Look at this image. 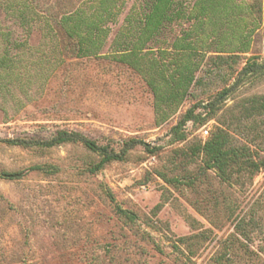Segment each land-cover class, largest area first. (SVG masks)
<instances>
[{
    "label": "rangeland",
    "instance_id": "1",
    "mask_svg": "<svg viewBox=\"0 0 264 264\" xmlns=\"http://www.w3.org/2000/svg\"><path fill=\"white\" fill-rule=\"evenodd\" d=\"M152 1L0 0V264H264V169L226 184L192 155L229 125L234 147L264 158V112L242 114L264 100V77L229 94L217 119L187 123L185 140L173 130L234 82L217 57L264 62V0H185L186 15L127 57ZM183 39L200 83L179 102L163 76L184 65ZM59 131L116 152L134 146L92 174L101 157L81 143H7Z\"/></svg>",
    "mask_w": 264,
    "mask_h": 264
},
{
    "label": "trees",
    "instance_id": "2",
    "mask_svg": "<svg viewBox=\"0 0 264 264\" xmlns=\"http://www.w3.org/2000/svg\"><path fill=\"white\" fill-rule=\"evenodd\" d=\"M177 2V0H153L148 5L150 10L145 16V36H141L139 43L133 45L132 48L127 51V57L136 55L141 56L144 47L150 42L149 40L153 39L154 36L160 32L164 23L181 19L186 15L187 2L185 0H179V8L175 10L174 7ZM200 3L202 4V1ZM209 3L212 4V0ZM215 5L217 8L219 3L216 2ZM176 45L179 58L185 60V63L181 65L182 67L179 66L178 71L177 69L174 70L171 73L172 75L167 77L163 76V81L167 85L169 98L172 100H179L180 102L188 96L191 87L194 85L197 86L200 81L195 78L197 67H195L194 61H192L196 50L186 39L180 40ZM217 59L220 60L218 64H221L223 67H229L231 72L230 75L231 77L235 76V80L230 87L221 90L215 98L207 104L203 105L204 103H201L200 105H194L186 112L179 124L173 129L175 134L179 136V141L185 140L183 129L187 123L193 122L195 125L203 126L211 120L217 119L218 113L222 110V104L229 94L248 82H253L264 77V62H259L254 56L247 57L244 63L239 62L238 55L219 56ZM242 64L243 66L238 70L239 65ZM157 67L162 71L165 66L159 63ZM153 80H150L149 85L156 91L160 84L158 85V83ZM200 106L208 112L205 117H203L202 113H197ZM261 112H264V100L259 101L256 99L253 100L249 108L243 110L242 114L247 118L252 114H260ZM227 127H229V125L226 127L217 126L216 130L207 137L205 141L199 143V145L192 150V155L194 157H201L203 168L207 171H213L221 182L231 184L233 181L237 180L241 174L248 172L251 176H254L264 169V158L258 157V154L253 153L248 146L242 148L234 147L230 143ZM7 143L10 145L25 147L38 146L43 148H52L67 143H81L88 150L99 154L101 157L100 161L90 168L92 174L101 171L108 163L124 160L128 151L134 146L130 145V143H126L120 152H116L107 146H99L80 134L67 131H59L49 141L30 142L26 140H9ZM142 144L150 153L154 152L150 151L148 145ZM118 212L128 219L134 220L133 215L129 212L121 209H118ZM236 234L238 236H244L241 224L237 226ZM249 257L251 256L249 255Z\"/></svg>",
    "mask_w": 264,
    "mask_h": 264
},
{
    "label": "crops",
    "instance_id": "3",
    "mask_svg": "<svg viewBox=\"0 0 264 264\" xmlns=\"http://www.w3.org/2000/svg\"><path fill=\"white\" fill-rule=\"evenodd\" d=\"M69 34L76 36L77 38H81L83 31H81V29H79L78 27L75 28H71V26H69V30H68ZM82 40V39H81ZM83 41V40H82ZM83 43V42H82ZM85 44V43H84ZM86 45V44H85ZM81 51V48H79V52Z\"/></svg>",
    "mask_w": 264,
    "mask_h": 264
},
{
    "label": "built area",
    "instance_id": "4",
    "mask_svg": "<svg viewBox=\"0 0 264 264\" xmlns=\"http://www.w3.org/2000/svg\"><path fill=\"white\" fill-rule=\"evenodd\" d=\"M204 134L207 135L208 134V131H205Z\"/></svg>",
    "mask_w": 264,
    "mask_h": 264
}]
</instances>
